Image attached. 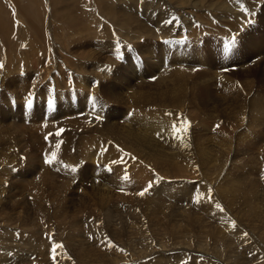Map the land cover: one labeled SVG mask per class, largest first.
Returning <instances> with one entry per match:
<instances>
[{
    "label": "rangeland",
    "instance_id": "rangeland-1",
    "mask_svg": "<svg viewBox=\"0 0 264 264\" xmlns=\"http://www.w3.org/2000/svg\"><path fill=\"white\" fill-rule=\"evenodd\" d=\"M0 64V264H264V0H0Z\"/></svg>",
    "mask_w": 264,
    "mask_h": 264
},
{
    "label": "snow or ice",
    "instance_id": "snow-or-ice-1",
    "mask_svg": "<svg viewBox=\"0 0 264 264\" xmlns=\"http://www.w3.org/2000/svg\"><path fill=\"white\" fill-rule=\"evenodd\" d=\"M245 10H247V9H245ZM0 67H3V65L0 64ZM52 103H53V101L50 100V101H49V104L51 105ZM27 104H28V107H32V104H33V93H31V92L28 94V97H27ZM169 115H171V113H169ZM172 128H173V132H174V133H177V132H184V133H187L188 130H189V128H190V122L184 121L182 127H180V128H178L176 124H173V125H172ZM60 131H63V130L61 129ZM58 134H59V133H57V135H58ZM158 135H159V134H158ZM56 147L59 148V144H57ZM56 161H57V153H56V152H52L50 155H47L46 158H45V163L50 164V165L53 164V163L56 162ZM121 162H122V161H121ZM124 178L127 179L128 177L125 176ZM149 187H151V185H149ZM147 191H148V188H145L143 191H141V192L139 193V195H144L145 192H147ZM217 207H219V205H217ZM246 235H247V233H245V236H246ZM62 246H63V245L57 244L56 247L53 249V252L55 253V251H56L58 248L62 247ZM111 246H112V247H115L114 244L111 245ZM121 251H123V250L121 249ZM53 259H55V256H53Z\"/></svg>",
    "mask_w": 264,
    "mask_h": 264
},
{
    "label": "bare ground",
    "instance_id": "bare-ground-1",
    "mask_svg": "<svg viewBox=\"0 0 264 264\" xmlns=\"http://www.w3.org/2000/svg\"><path fill=\"white\" fill-rule=\"evenodd\" d=\"M140 139H141V137H140ZM137 140V139H136ZM45 179V178H44ZM175 194V193H174ZM203 196V195H202ZM201 198V197H200ZM199 199V198H198ZM202 199V198H201ZM107 218V217H106Z\"/></svg>",
    "mask_w": 264,
    "mask_h": 264
}]
</instances>
